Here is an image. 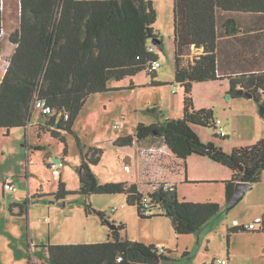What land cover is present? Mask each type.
Returning <instances> with one entry per match:
<instances>
[{
	"label": "trees",
	"instance_id": "trees-1",
	"mask_svg": "<svg viewBox=\"0 0 264 264\" xmlns=\"http://www.w3.org/2000/svg\"><path fill=\"white\" fill-rule=\"evenodd\" d=\"M259 12H264V0H174L175 78L184 89L183 116L167 118L162 123H139L135 134L120 136L114 143L126 146L132 145L135 138L158 137L179 158L185 159L194 153L209 156L234 171L232 179L226 182L227 202L238 181L256 183L261 180L264 137L252 145L226 152L211 141L203 142L192 127V124L213 126L217 136H227L218 132V119L213 109L195 108L193 83L223 77L219 75L220 38L245 32L243 14ZM3 17L0 0V40ZM156 20L153 0H20L19 27L9 34L15 51L9 57L0 81V127L6 128L7 134L15 127L27 129L35 104L44 102L54 112L42 113L46 122L39 125V136L48 131L65 143L68 134L76 136L82 154L77 168L81 187L67 190L65 182L59 180L54 193L57 200L70 193H124L128 204L137 205L142 218L156 215L143 214L145 194L136 183L100 182L92 165L99 162L103 150L83 144L74 131V124L88 97L111 90L109 83L112 80L132 77L144 70L152 75L153 84H162L155 80L158 69L151 68L153 61H160L157 48L164 49L163 37L154 25ZM253 26L247 25V31ZM153 39L160 42L155 45ZM192 46L201 48L202 52L185 65L183 55ZM238 84L240 81L232 77L231 96L241 95ZM131 85L133 88V81ZM245 88L254 94V100L263 102L264 72L256 74L253 87ZM34 148L44 149L41 145ZM206 148L212 150L206 152ZM64 150L67 154V145ZM148 196L153 209L161 208L162 214L171 218L177 234L199 233L223 210H228L216 201L181 200L175 186L165 189L159 185ZM29 203L30 198L26 197L12 203L10 210L14 213L13 208L19 206L20 211L14 214L23 216L29 212ZM89 206H86L87 210ZM98 213L104 216L103 223L111 222L106 214ZM125 227L124 223H118L111 229L110 238L102 241L47 244L34 254L46 259L48 264H156V256L162 261L174 259L171 249L161 251L154 243L122 236ZM243 229H247L245 225L233 227L230 232ZM258 229L264 230V218ZM227 239L229 244V235ZM186 255H189L188 250L184 252Z\"/></svg>",
	"mask_w": 264,
	"mask_h": 264
},
{
	"label": "rangeland",
	"instance_id": "rangeland-1",
	"mask_svg": "<svg viewBox=\"0 0 264 264\" xmlns=\"http://www.w3.org/2000/svg\"><path fill=\"white\" fill-rule=\"evenodd\" d=\"M154 1L157 12V20L154 25L160 31L164 43V49L158 51L162 66L157 70L163 78L162 84H153L152 75L147 74L144 70L132 77H126L119 81L112 80L109 83L111 90L91 94L88 97L74 124L75 134L83 144L103 150L99 162L93 168L94 173L103 180L114 176H121L120 178L126 179L137 176L136 164L138 161L136 152L139 148L138 145L118 146L114 143L117 138L114 141L112 138L120 134H135L139 123L164 122L167 119L165 116H169L165 111L166 107L172 110L170 116H174V118L183 116L184 89L175 78L174 0ZM2 6L4 29L0 40L3 49V52L0 49V62H2L0 69L5 70L4 67L9 64V57H5L6 54H4L8 44L11 43L9 34L16 30L20 23V0H2ZM200 51L198 48L195 49L194 46L191 49H186L182 63L188 65L200 54ZM157 78L160 77H156L155 80ZM131 81H133V88H131ZM225 84L228 85V82L225 81ZM194 85H199L195 87L198 98L200 96V98L206 99L213 93L218 94L220 90V84L217 82H214L213 86L208 89L205 86L210 85L205 82L195 83ZM174 87H177L176 93L173 91ZM202 87L203 90L199 92ZM228 95L231 96V94L225 93L223 100H230ZM247 103H249L248 99ZM213 104L216 107L213 108L215 113L219 112L217 108L219 103ZM154 106H159L163 111L161 113L159 111L154 112ZM221 110H223V106ZM42 113L43 106L41 103H36L28 130L24 127H15L7 134V129L0 127V264H30V258L34 264H48L46 259L38 257L37 254L33 255L34 251H38L37 248L40 245L35 246L31 242L30 247L28 238L29 240L33 238L36 242L38 241L36 236L41 232L44 240L47 241V236L51 230L53 236H62L54 237L55 240L69 238L78 241L87 240L91 237L85 234L91 232L94 234L101 229V217L98 212L106 214V217L115 218L119 223L122 220L126 226V229L121 232L124 237L132 240H138L136 238L139 236L142 239L149 237L154 242H157L156 238L158 237L160 238L158 240L167 242V248L172 250L171 255L174 259L169 261L160 260L156 264H202L203 262L223 264L221 263L222 259H226L227 264H264V246L255 247L250 252L252 254H250L247 252V236H235L234 240L231 241L232 259L229 261L226 231L217 233L214 231V234L208 237L209 241L205 240L200 244L197 240V235L200 232L188 235L177 234L171 218L162 214L161 208H154V214H156L154 218L140 217L137 205L128 204L124 193H94L89 195L70 193L66 196L67 204L63 206H59V202L50 203L46 198H32L30 216L27 214L23 216L14 215L10 210L12 202L22 201L27 196L25 194L28 192V181L25 174L28 170L30 174L32 173L33 179L30 185L31 191H34L36 186H43L45 190L58 188L59 178L54 176L50 168V163L53 161L52 155L64 158L61 171L64 170V176L68 179V184L71 187L79 186L80 178L76 166L81 162L82 154L76 136L68 134L66 143L50 135L42 138L38 137L36 124L41 120ZM260 119L264 121L262 116ZM253 123L252 117L247 114V141L255 134L254 127H252ZM232 127L233 125H227L229 129ZM196 129V131H200L225 144L232 138L230 136V138L224 139L217 136V129L213 126H201L196 127ZM243 132L244 129H241L240 134ZM152 140L154 143L164 141L158 137H153ZM37 143H42L44 149H35L34 146ZM28 145L32 148V154L29 153V155L31 154L30 158L27 157ZM66 145L68 148L67 154L64 150ZM140 149L141 147L139 151ZM28 163H31L29 167ZM126 163L132 166V173L126 172ZM8 180L13 182L17 189L7 188L6 194L3 196L2 187L5 181ZM179 184L181 198L185 196L189 198L196 193L201 195L204 193V189L208 187L213 190L219 187V185L207 183ZM142 190L144 194L148 195L154 191V185L142 184ZM123 202L126 206H122ZM88 205H90L88 208L89 220L85 219V215L80 214L78 211L79 207L84 209ZM113 208H116V211L113 212ZM19 211V208H15L14 213ZM74 214L76 216L73 218ZM218 218L212 220L208 226L209 228H205V233L211 231L213 225L215 226L213 223H217ZM75 224L77 226L81 225V228L85 230L81 234H77L76 238H73L75 235L71 237L70 230L75 227ZM215 229L218 230L217 227ZM138 241L144 242L145 240L139 239ZM185 250L189 251V255L184 256Z\"/></svg>",
	"mask_w": 264,
	"mask_h": 264
},
{
	"label": "crops",
	"instance_id": "crops-1",
	"mask_svg": "<svg viewBox=\"0 0 264 264\" xmlns=\"http://www.w3.org/2000/svg\"><path fill=\"white\" fill-rule=\"evenodd\" d=\"M155 1L153 0V4ZM243 17L246 19L245 20V26L246 28L245 32H239L235 36H222L220 38V44L218 48V53H219V65H220V70H219V75H222V78L215 79V80H208V81H202L205 82L207 85L210 86H205L206 89L210 88L213 86L212 84L214 82H217L220 84V90L217 93H213L212 95L208 96V98H203L199 96L201 101L198 98V95L196 93L195 87L199 85H194L195 83H200V82H194L193 83V96L195 100V108L196 109H201V108H211L215 109V105L213 103L218 102L219 105L217 108L219 109V112L215 113L214 109V116L217 119H220L222 124L225 126L226 134L227 136L225 138H230L227 144L223 143L222 141L214 140L210 136L200 132L196 131V127H201L203 125L200 124H192L193 129L196 131V133L199 135L201 140L203 142H213L216 146L222 147L226 152H231L235 148H239L242 146H249L254 143H256L259 139L264 137V121L261 118V116L258 113V104L254 98H250L244 95L240 96H230V100H223V95L226 93L229 94V90L231 87V78H235L236 80L240 81V84H238V88H245V86H254L256 82V74L258 73H263L264 72V12H259V13H251V14H243ZM258 23V26H253L255 23ZM247 25L253 26L252 30L247 31ZM250 35V36H249ZM255 43L258 44V47L255 46ZM195 47V46H194ZM257 47V48H255ZM0 49L3 52L2 46H1V41H0ZM196 49V47H195ZM200 53L202 52L201 48ZM15 51V45L11 42L8 44L7 49H6V56L5 57H10L13 52ZM157 51L159 49L157 48ZM162 66V65H161ZM0 67H2V62H0ZM6 70V67H4ZM5 70L0 69V81L2 77L4 76ZM157 76L160 77L157 78L159 81H163L162 76L159 75L157 71ZM155 77V79H156ZM165 81V80H164ZM225 81L228 82V85L225 84ZM244 85V86H242ZM204 86V85H202ZM175 90V91H174ZM177 87L173 88L174 93L177 91ZM203 90V87L199 90V92ZM100 93V92H98ZM95 94V93H94ZM247 99L248 102L247 103ZM246 100V101H245ZM36 105V104H35ZM223 106V110H221V107ZM183 108V105H182ZM34 110V109H33ZM82 111V110H81ZM153 111H159L161 113L163 110L162 108H159V106H154ZM166 113H168L169 116H165V118H174V116L170 113L172 111L169 107H166ZM81 113V112H80ZM247 114L248 116L252 117L254 123V131L255 134H253L252 137H250L247 141ZM80 115V114H79ZM33 116V115H32ZM79 117V116H78ZM176 117V116H175ZM249 118V117H248ZM250 119V118H249ZM32 117L28 123L27 129L29 128L31 124ZM262 120V121H261ZM251 121V119H250ZM46 122V118L42 115L41 120L36 124L37 126V134L38 137L42 138L43 136L50 135V132L45 131L41 133V136H39V125L44 124ZM156 121H152L154 123ZM76 123V122H75ZM151 124V123H149ZM227 125H233L231 129L227 128ZM3 128V127H1ZM6 129V128H4ZM241 129H244V132L240 134ZM129 135V134H126ZM120 136H125L124 134H120L117 137L112 138L114 141L116 138ZM52 137V136H51ZM224 138V139H225ZM165 142L163 141L162 143H154L152 138H146L143 140H137L135 138L134 142L132 145L136 144L138 147H149V146H161ZM36 145H43L42 143H37ZM116 145V144H115ZM131 145V146H132ZM28 155L27 157L30 158L32 152V148L30 145H28ZM136 152V159H137V176L134 178H120L121 176H114L109 179L103 180L100 179V182H111V181H123L126 182L128 185L132 183H136L138 185V189L144 193L142 190V184H149V185H154L155 181L160 180V182H169L173 184L177 188L178 196L181 200H190V201H195V202H205V201H216L221 203L222 206L228 207L227 206V199H226V182L230 179H232L234 175V171L229 168L228 166L217 162L213 159H211L207 155H201V154H192L188 156L187 158H179L177 155H175L172 150L167 146V153L162 154V153H156L153 157L152 160L148 161L144 155H142L139 151ZM29 153H31L29 155ZM52 159L56 158L53 155L51 156ZM32 159V157H31ZM64 159V158H61ZM64 161V160H63ZM82 161V159H81ZM81 163V162H80ZM78 164V166L80 165ZM127 164V163H126ZM125 164V165H126ZM31 165V163H28V167ZM65 166V165H64ZM78 166H76L78 168ZM96 166L92 165V169ZM132 167V166H131ZM76 168V169H77ZM32 172V171H31ZM127 173H132L133 168H131V171H127ZM65 172L64 170L61 171V175L59 177V180H62L65 182V187L67 190H78L81 187V182H79L78 187H71L68 184V179L66 176H64ZM32 173L30 174V171L25 174V177L28 181V192L25 194L26 197L30 198V202L32 198L36 199H43L46 198L49 200L50 203L55 204L56 202L60 201H65V205L67 204V197L64 199L60 200H55L54 198V193L57 191L58 188L51 189V190H45L43 186H36L34 191H31L30 185L32 184ZM179 183L183 185H195V184H202V183H207V184H214V185H219V187H216V189H210V187L204 189L203 194H192L191 197L187 198L185 196L184 198L180 197V188H179ZM2 194L3 196L6 194V189L4 186L2 187ZM208 192V193H207ZM125 195V199L127 201V196ZM23 199V198H22ZM52 200H55V202H52ZM15 202H20L15 201ZM14 203V202H12ZM124 203V202H123ZM125 204V203H124ZM32 204L29 203V211L32 209ZM59 206H63L60 205ZM19 208V206L14 207ZM50 208V207H49ZM20 209V208H19ZM78 211L80 214L85 215V219L89 220V212L86 207H79ZM13 213V212H12ZM14 214V213H13ZM30 212H28L27 215H29ZM15 215V214H14ZM26 215V214H24ZM30 216V215H29ZM76 216V214L73 215V218ZM262 216L264 218V170L262 171L261 174V180H259L256 183H252L251 189L247 190L243 196V198L233 207H228V210H223L218 217H215V219L218 218L217 223L215 226L209 230L210 232L205 233V228L197 235V240L199 241L200 244L203 243V241L207 240L209 241L210 239L208 238L211 236V234H214V231L217 232H222L226 231L227 232V237L229 235L230 243L228 244V258L229 261L232 259V254H231V241L234 240L235 236L239 235H244L247 236V252H251L255 249V247L264 246V230L258 229L261 227V224L258 226L257 229H243L239 231H232L230 232V229L233 227H242L248 222L253 221L256 217ZM141 217V216H140ZM153 216L152 218H154ZM110 221H116L118 224L119 222L115 218L108 217ZM214 219V220H215ZM122 223L123 221L120 220ZM34 222V221H33ZM101 229L97 233H88L85 235H88V237H91L87 240L83 241H78L76 239H64L60 240L57 239L55 240L54 237H62V236H53L51 233V230L47 236V241L44 240L42 233L40 232L38 234V241H34L33 238H28V244L30 243L31 247V242L35 244V246H38V250L43 248V245L47 244H58V243H76V242H94V241H102L107 238H110V231L111 228L107 223H103L102 219L100 221ZM210 225V224H209ZM208 225V226H209ZM207 226V227H208ZM82 226L79 225L77 226L75 224V227L70 230L72 233L73 237L75 235L76 238L77 234H81L85 229L81 228ZM218 228L216 230L215 228ZM209 228V227H208ZM69 229V228H68ZM213 229V230H212ZM125 230V229H124ZM123 231V230H122ZM121 231V232H122ZM204 233V236H203ZM194 234V233H191ZM180 235H188V234H180ZM35 237V235H34ZM106 237V238H105ZM206 238V239H205ZM136 239L140 240H145L144 242L147 244L154 243L159 247V249L162 251L166 249L165 251L167 252V242L164 240H158L160 238H156L157 242H154L151 238H144L142 239L140 236ZM40 240V242H39ZM179 245V244H178ZM46 249V247H45ZM256 251V250H255ZM172 254V253H170ZM252 254V253H250ZM33 255L35 256L34 252ZM39 261V259L37 258ZM31 258H30V264H32ZM37 263V262H36ZM204 263V262H203ZM223 264H227L224 262H221ZM207 264V263H206Z\"/></svg>",
	"mask_w": 264,
	"mask_h": 264
},
{
	"label": "built area",
	"instance_id": "built-area-1",
	"mask_svg": "<svg viewBox=\"0 0 264 264\" xmlns=\"http://www.w3.org/2000/svg\"><path fill=\"white\" fill-rule=\"evenodd\" d=\"M152 50H154V47L151 48ZM159 67H161V62L159 60L153 61L151 68L154 70H157ZM175 91V90H174ZM43 106V112L44 113H53L54 110L51 106L46 105L44 102L42 103ZM65 117L68 118L69 114L66 113ZM217 126H218V132L221 133L222 135L226 134V130H225V126L222 124L221 120L218 119L217 120ZM140 153L142 155H144L146 157V159L148 161L152 160L154 157V155L156 153H162V154H166L167 153V145L163 144L161 146H149V147H141L140 149ZM63 165V160L61 159L60 162H55L52 161L50 163V168L53 171V174L55 177H60L61 175V166ZM125 170L130 171L131 170V166L129 164L125 165ZM159 185H163L165 189H170L172 188L174 185L165 181V182H160V180L155 181L154 183V190H156L158 188ZM4 188L5 189H11V190H16L17 188L15 187L14 183L11 181H5L4 183ZM122 206H126V204H122ZM112 211H116V208H113ZM142 212L144 215H151L154 213V209L152 208L151 205V201L148 195L145 194L144 198H143V205H142ZM263 221V217L259 216L256 217L253 221L248 222L245 224V228L247 229H257L258 228V224L260 225ZM222 262H227L226 260H221Z\"/></svg>",
	"mask_w": 264,
	"mask_h": 264
},
{
	"label": "water",
	"instance_id": "water-1",
	"mask_svg": "<svg viewBox=\"0 0 264 264\" xmlns=\"http://www.w3.org/2000/svg\"><path fill=\"white\" fill-rule=\"evenodd\" d=\"M160 41L158 39H153L152 40V43L153 44H158ZM238 93L241 94V95H246L250 98H253L254 97V94L250 91H245L244 88H239L238 89ZM230 95H228L229 97ZM259 113L260 115L264 118V101L263 102H260L259 104ZM212 148H206V152H209L211 151ZM53 161L55 162H60L61 161V158L59 157H56V158H53L52 159ZM240 167V169H242V166L241 165H238ZM252 187V183L251 182H246V181H238L235 185V190H234V193H233V196L232 198L227 202V206L228 207H233L235 206L244 196L245 192L249 189H251ZM56 200V199H55ZM55 200H52V202H55ZM60 205H65V201H61L59 202ZM92 213V211H91ZM99 216L101 217V219L104 218V216L102 214L99 213ZM109 227L111 229H115L117 227V224L116 223H113L112 221L108 224ZM155 263H158L160 261V258L159 256H156L155 257Z\"/></svg>",
	"mask_w": 264,
	"mask_h": 264
},
{
	"label": "flooded vegetation",
	"instance_id": "flooded-vegetation-1",
	"mask_svg": "<svg viewBox=\"0 0 264 264\" xmlns=\"http://www.w3.org/2000/svg\"><path fill=\"white\" fill-rule=\"evenodd\" d=\"M54 198H55V196H54ZM56 199V198H55Z\"/></svg>",
	"mask_w": 264,
	"mask_h": 264
},
{
	"label": "bare ground",
	"instance_id": "bare-ground-1",
	"mask_svg": "<svg viewBox=\"0 0 264 264\" xmlns=\"http://www.w3.org/2000/svg\"><path fill=\"white\" fill-rule=\"evenodd\" d=\"M4 33V32H3ZM3 70V69H2Z\"/></svg>",
	"mask_w": 264,
	"mask_h": 264
},
{
	"label": "clouds",
	"instance_id": "clouds-1",
	"mask_svg": "<svg viewBox=\"0 0 264 264\" xmlns=\"http://www.w3.org/2000/svg\"><path fill=\"white\" fill-rule=\"evenodd\" d=\"M165 144V143H164Z\"/></svg>",
	"mask_w": 264,
	"mask_h": 264
}]
</instances>
